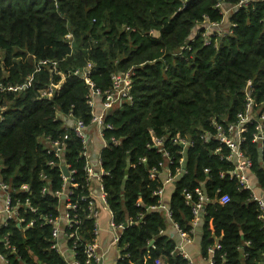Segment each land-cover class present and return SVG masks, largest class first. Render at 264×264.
Returning a JSON list of instances; mask_svg holds the SVG:
<instances>
[{
	"label": "trees",
	"instance_id": "trees-1",
	"mask_svg": "<svg viewBox=\"0 0 264 264\" xmlns=\"http://www.w3.org/2000/svg\"><path fill=\"white\" fill-rule=\"evenodd\" d=\"M240 2L0 0V178L14 188L29 185L38 213L24 215L27 221L58 218L60 203L53 194L66 186L81 220L77 259L84 260V245L95 231V220L88 218L86 145L62 118L92 125L91 87L78 75L89 64V79L102 92L111 88L113 74L134 70L133 102L105 113L113 129L102 133L112 143L100 154L107 205L121 227L118 264H155L159 258L164 264H191L165 231L174 224L193 236L195 216L185 192L195 202L198 187L212 200L202 214V257L209 259L214 248L215 264H264L259 204L236 179L222 176L232 164L214 154L216 141L201 137L215 132L213 121L237 122L247 94L254 113L264 114V0ZM50 85L60 88L43 97ZM255 124H248L243 148L253 161V185L264 198V150L250 141ZM153 135L164 138L172 173L182 159L186 171L173 186L171 218L151 209L162 202L156 192L163 178L151 179L150 173L166 161L150 147ZM176 136L194 147L180 153L171 141ZM49 140L64 141L63 161L48 153ZM63 164L71 172L68 184ZM223 195L230 196L229 203L217 201ZM7 236L14 251L4 246ZM53 243L51 225L23 231L9 223L0 230V253L8 264H65Z\"/></svg>",
	"mask_w": 264,
	"mask_h": 264
},
{
	"label": "built area",
	"instance_id": "built-area-1",
	"mask_svg": "<svg viewBox=\"0 0 264 264\" xmlns=\"http://www.w3.org/2000/svg\"><path fill=\"white\" fill-rule=\"evenodd\" d=\"M248 2L249 0H241L239 5H243ZM209 42L210 41L208 40L207 44ZM91 67L92 65L89 64L87 69H84L79 74L76 73L84 78L91 87V97L103 98L105 100L106 109H110L115 105L122 106L126 103L133 102L132 96L130 94V89L132 77L135 75L134 70H128L126 72H118L116 74H113L111 88L102 92L99 89H96L95 85L89 79ZM59 88V85H50L42 95L43 97H50L52 96L54 91L58 90ZM88 103L90 104V106H94L93 100L90 99ZM237 118L238 121L235 124H222L217 121H213L212 124L215 128V132L205 133L201 137L204 139V141L213 139L218 143L214 148V154L219 155L220 159L225 160L227 163H230L233 166L231 169L222 171V176H228L231 179H236L242 189L249 190L252 193V200L258 202L260 210L262 211L261 219L264 224V198L256 194V189L253 185L250 175L251 169L253 167V161L248 155H246L243 148L245 142L248 140V137L246 136V133L249 132L248 124L255 122V128L250 134V141L254 144H258V146L262 150H264V114L257 115L256 113H254V100L250 95L247 94L245 111L239 113ZM92 123H95L100 127L101 133L104 129H113L111 125L105 123L104 112L99 115L95 114L93 116ZM73 128L76 135L82 138L84 140V144L86 145L87 126L84 124V122L82 120L76 121ZM67 138L68 137L65 136V139ZM171 141L174 145L181 147L180 153H184L186 149L194 147V142L192 140H189L188 138L176 136L174 138H171ZM150 147L157 149L159 152H162L166 158V161L160 164L161 169H154L150 173V177L152 179L162 177V174L165 173V177L163 178V185L156 192V194L159 195L162 199L166 193V187L168 185L174 186L177 177L182 176L184 173H186V171L184 166L182 165L183 159L180 160V166L176 169L175 173H172V171L169 169L168 163H173V161L169 151L164 147V138H158L153 135ZM48 153L53 154L56 158L63 161L64 141L49 140ZM83 156L87 159L86 171L90 175L91 168L89 166L86 151L83 153ZM49 165L53 166V161L50 162ZM63 166L65 165L63 164ZM208 171L209 170L207 169V172ZM70 174L71 172L69 171L68 176H65V174L63 175L64 182H66L67 184L71 179ZM43 191L47 192L45 189ZM71 193L72 192H69L66 189V186H63L62 190L57 191L53 194V196L57 198L58 202L60 203L59 208L61 210V214L58 218L53 219L49 215H41L39 216L38 220L32 219L30 221H27L24 215L38 213V209L31 205V201L29 198V196L31 195L29 185H23L19 188H14L10 183L0 178V230L7 227L9 223L17 224L22 228L23 231L32 228L37 223H40L41 225H51L52 239L54 240L52 249H54L58 253H61L65 257L66 254L62 249L60 239L64 237L65 241H72L70 250L74 254V258L72 260H68L66 258L65 264H104L103 256L100 254L97 244V238L99 236L97 223L99 217V209L97 208L95 201L91 198V196L88 197V218H92L95 220L94 238L92 241L87 242L84 245V260L81 261L77 259V243L81 238V235L79 233L81 220L78 218V215L75 214L76 205H73L70 201ZM195 193L198 195V200L194 202L193 193L188 191L185 192L186 201L193 205L192 210L195 216L193 225H195V223L199 221L200 215L205 206L208 203L210 204L212 202L207 194L203 193L201 187L196 188ZM21 195L26 196V198L22 199ZM101 199L103 204L106 205L107 200L105 193L102 194ZM230 200L231 198L228 195H223L217 199L220 204H227L230 202ZM151 209H163L167 212V216L171 218L169 206L163 202H161L159 205L153 206ZM26 211H29V213H23ZM175 226L183 237L186 238L188 236V234L183 232L177 225ZM110 227L112 233L114 230L115 242L118 243L119 229L121 227H117L113 223V221L110 223ZM3 242L6 249L12 251L15 250L11 247L8 236L3 239ZM177 250L185 256V252L182 251V246H180L179 248L177 247ZM209 252L214 253V250L210 249ZM0 257L3 260L7 261L1 253ZM190 263L192 264L191 261ZM155 264H164V262L159 258L155 260ZM209 264H215L214 255L209 259Z\"/></svg>",
	"mask_w": 264,
	"mask_h": 264
},
{
	"label": "crops",
	"instance_id": "crops-1",
	"mask_svg": "<svg viewBox=\"0 0 264 264\" xmlns=\"http://www.w3.org/2000/svg\"><path fill=\"white\" fill-rule=\"evenodd\" d=\"M88 97L89 100L91 99L94 102V106H93L94 114L99 115L103 112L106 113L109 110L106 109L105 100L103 98L91 97V95ZM115 107H121V106L115 105L112 108ZM62 119H64L65 125L69 127L75 124V120L71 117H65ZM111 143L107 142L104 139L100 127L97 124L92 123L91 126L87 127L85 151L87 153L89 166L91 168V174L89 175L87 173L89 177V191L91 198L95 201V204L99 209V217L97 220L99 236L97 238V244L99 247V252L103 256L104 264H118V261L120 259V250L118 248V243L115 242L114 230L112 233L110 227V223L113 221V216L108 208L107 203L106 205H104L101 199L102 194L105 192L102 185V177L104 176L103 175L104 169L101 166L100 154L102 150ZM164 177H165V173L162 174V178ZM172 190H173V186L168 185L166 187V193L162 198L163 203L168 205ZM256 194L261 196V191L257 189ZM260 213L262 214L261 210ZM202 214L203 211L200 215L199 221L195 223V225H193V230L191 231L193 236L188 235L186 238L183 237L174 224H170L165 231V234L169 238L177 242L178 248L182 246V251L185 252V257H187L192 262V264H209V259L214 255V253H209V259H204L201 255L200 243L202 238V225H203ZM261 214H260V219H261ZM263 228H264V224H263ZM60 241H61L62 249L66 254V256L64 257L65 260L66 258L68 260H72L74 258V254L70 250L71 245L69 244L68 241H65L64 237L61 238ZM211 249L214 250V248ZM0 264H7V261L3 260L0 257Z\"/></svg>",
	"mask_w": 264,
	"mask_h": 264
},
{
	"label": "water",
	"instance_id": "water-1",
	"mask_svg": "<svg viewBox=\"0 0 264 264\" xmlns=\"http://www.w3.org/2000/svg\"><path fill=\"white\" fill-rule=\"evenodd\" d=\"M109 143H111V142H109ZM62 171L65 174V176H68L69 175V172H68V169H67L66 166H62Z\"/></svg>",
	"mask_w": 264,
	"mask_h": 264
},
{
	"label": "bare ground",
	"instance_id": "bare-ground-1",
	"mask_svg": "<svg viewBox=\"0 0 264 264\" xmlns=\"http://www.w3.org/2000/svg\"><path fill=\"white\" fill-rule=\"evenodd\" d=\"M213 27H217L218 26V24H213L212 25ZM109 90V89H108ZM76 122V121H75ZM236 122H233L232 124H235ZM68 172H69V170H68Z\"/></svg>",
	"mask_w": 264,
	"mask_h": 264
},
{
	"label": "rangeland",
	"instance_id": "rangeland-1",
	"mask_svg": "<svg viewBox=\"0 0 264 264\" xmlns=\"http://www.w3.org/2000/svg\"><path fill=\"white\" fill-rule=\"evenodd\" d=\"M68 40H71L72 39V36L71 35H67L66 37Z\"/></svg>",
	"mask_w": 264,
	"mask_h": 264
}]
</instances>
